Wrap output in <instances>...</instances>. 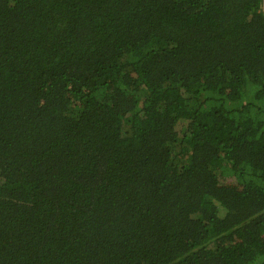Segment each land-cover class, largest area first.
Here are the masks:
<instances>
[{
  "label": "trees",
  "instance_id": "trees-1",
  "mask_svg": "<svg viewBox=\"0 0 264 264\" xmlns=\"http://www.w3.org/2000/svg\"><path fill=\"white\" fill-rule=\"evenodd\" d=\"M0 264H264V0H0Z\"/></svg>",
  "mask_w": 264,
  "mask_h": 264
}]
</instances>
